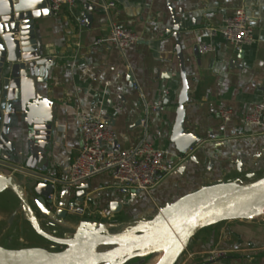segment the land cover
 Returning a JSON list of instances; mask_svg holds the SVG:
<instances>
[{
	"label": "crops",
	"instance_id": "0c3cea01",
	"mask_svg": "<svg viewBox=\"0 0 264 264\" xmlns=\"http://www.w3.org/2000/svg\"><path fill=\"white\" fill-rule=\"evenodd\" d=\"M170 2L182 28L191 94L184 125L202 137L187 157L171 141L181 74L168 0H78L72 8L64 6L57 15L36 21L41 53L55 64L44 83L22 72L21 79L28 82L22 88L23 102L15 104L10 137L22 157L19 162L12 157L0 163V173L26 175L21 167L32 154L39 157L35 170L56 180L58 193L50 208L67 211L75 203L90 209L83 216L67 211L65 221L70 227L76 221L102 222L122 231L140 220L153 221L202 186L222 180L249 181L245 172L237 170V158L244 159V170L255 168L258 177L264 173V124L245 122L254 105L264 100V0ZM242 5L252 17L254 43L236 48L221 34H209ZM80 15L87 19L84 26L78 21ZM112 22L139 36L125 54L108 42L94 45L108 35ZM201 43H212L215 50L196 55L194 48ZM223 106L234 111L225 129L218 113ZM81 111L109 122L118 148H132L147 134L148 140L166 151L167 159H178L177 167L149 191L122 189L114 170L103 171L90 179L91 187L80 201L76 187L67 180L83 144ZM33 118L52 124L50 138L35 140ZM5 193L12 192L0 197ZM114 203L119 205L116 211ZM19 209L20 203L12 209L0 205V233L20 230L19 215L10 222ZM93 209H110L113 216L93 215ZM41 219L47 216L41 213ZM214 249L226 251L222 264H264V216L234 218L202 229L177 264H202L205 254Z\"/></svg>",
	"mask_w": 264,
	"mask_h": 264
},
{
	"label": "water",
	"instance_id": "95a60500",
	"mask_svg": "<svg viewBox=\"0 0 264 264\" xmlns=\"http://www.w3.org/2000/svg\"><path fill=\"white\" fill-rule=\"evenodd\" d=\"M170 1L168 6L175 22L173 29L181 74L171 141L178 153L187 157L202 142V137L187 131L184 125L191 94L180 33L182 28ZM53 15L48 0H0L1 164L12 157L19 162L22 157L17 144L10 139L12 117L17 114V103L23 102L22 88L28 82L21 79L22 72H26L28 78L36 77L38 82L44 83L55 64L51 57L41 53L36 31L37 20ZM194 52L199 54L198 46ZM131 86H135L133 79ZM30 126L35 140L50 138L53 126L49 121L34 119ZM38 158L32 154L21 167L26 175L14 177L0 173V194L11 191L20 201V209L12 214L11 223L19 215L20 226L29 223L55 248L13 249L0 245V264H129L135 260L138 264H145L161 249L169 250L162 264H177L202 229L234 218H257L255 215H240V212L264 204V175L258 177L255 168L244 170V159L237 158V170L245 172L249 181L222 180L202 186L183 196L153 221L140 220L122 231L102 222L76 221L70 227L65 221L68 217L66 210L54 212L50 208L58 193L56 180L35 170ZM90 187V180L77 186L76 197L83 201ZM118 206L114 203L112 208L116 211ZM36 207L47 216V220L39 217ZM45 223L48 225L46 229L43 228Z\"/></svg>",
	"mask_w": 264,
	"mask_h": 264
},
{
	"label": "built area",
	"instance_id": "2783aa9c",
	"mask_svg": "<svg viewBox=\"0 0 264 264\" xmlns=\"http://www.w3.org/2000/svg\"><path fill=\"white\" fill-rule=\"evenodd\" d=\"M77 1L48 0L55 15L64 6L72 8ZM108 6H114V3H109ZM78 21L82 26L87 23L86 17L81 15L78 16ZM209 34L212 36L221 34L236 48L254 43L255 28L249 8L244 5L238 7L233 15L225 18L222 25L210 29ZM138 40L139 36L133 29L112 22L108 35L98 38L94 45L101 46L108 42L125 54L126 50ZM199 50L202 53L211 52L215 50V45L201 43ZM218 113L222 120L221 127L225 129L232 120L234 111L230 107L223 106ZM80 117L83 144L70 168L67 180L70 185L77 187L103 171L114 170L122 189L149 191L177 167L178 159H167L166 151L148 140L147 134L132 148L121 149L116 146V133L105 119L86 111H81ZM245 122L250 126L264 124V100L254 105L252 111L245 116ZM144 123L146 125V122ZM67 211L70 214L83 216L90 209L86 204L73 203L68 206ZM91 213L103 218L113 216L110 209H93ZM225 255L226 251L223 249L208 251L202 264H222L221 259Z\"/></svg>",
	"mask_w": 264,
	"mask_h": 264
},
{
	"label": "rangeland",
	"instance_id": "374dc122",
	"mask_svg": "<svg viewBox=\"0 0 264 264\" xmlns=\"http://www.w3.org/2000/svg\"><path fill=\"white\" fill-rule=\"evenodd\" d=\"M264 175V173H262ZM259 175V176H263ZM258 176V174H257ZM20 203L19 199L12 193H5L0 197V205L16 208V206ZM39 217L41 218V212H38ZM264 215H260L262 217ZM258 217V216H257ZM23 227L20 226V230L13 234L12 238H9L12 233V229L8 231V236L2 237L0 240L1 244L8 248L18 249L24 247H40L46 248L49 250H53L54 244L40 236L29 223H23ZM2 226L0 225V228ZM43 228L46 229L45 225ZM131 264H136L133 262Z\"/></svg>",
	"mask_w": 264,
	"mask_h": 264
},
{
	"label": "bare ground",
	"instance_id": "6f19581e",
	"mask_svg": "<svg viewBox=\"0 0 264 264\" xmlns=\"http://www.w3.org/2000/svg\"><path fill=\"white\" fill-rule=\"evenodd\" d=\"M240 215H249V216H260L264 215V204H258L254 207H248ZM169 254V250L161 249L153 257H151L145 264H162Z\"/></svg>",
	"mask_w": 264,
	"mask_h": 264
},
{
	"label": "flooded vegetation",
	"instance_id": "af4514ba",
	"mask_svg": "<svg viewBox=\"0 0 264 264\" xmlns=\"http://www.w3.org/2000/svg\"><path fill=\"white\" fill-rule=\"evenodd\" d=\"M18 224H20V221H18ZM18 227L20 228V225H19ZM21 227H22V226H21ZM19 228H18V229H19ZM16 230H17V229H15V230L13 229V230H12V233L10 234L9 238H12L13 234H15V233H17V232L19 231V230H18V231H16ZM7 234H8V231H7V232L5 231V232H3V233H0V236H1V237H0V240H1L2 237H4L5 235L8 236ZM0 245H2L1 242H0ZM2 246H4V245H2ZM4 247H5V246H4ZM6 248H8V247H6Z\"/></svg>",
	"mask_w": 264,
	"mask_h": 264
},
{
	"label": "trees",
	"instance_id": "16d2710c",
	"mask_svg": "<svg viewBox=\"0 0 264 264\" xmlns=\"http://www.w3.org/2000/svg\"><path fill=\"white\" fill-rule=\"evenodd\" d=\"M137 261H138V260H137ZM137 261H135V262H136V264H138V263H137Z\"/></svg>",
	"mask_w": 264,
	"mask_h": 264
}]
</instances>
